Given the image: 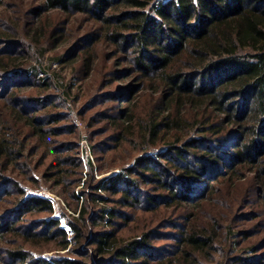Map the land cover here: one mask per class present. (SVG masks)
Returning <instances> with one entry per match:
<instances>
[{
  "label": "trees",
  "instance_id": "1",
  "mask_svg": "<svg viewBox=\"0 0 264 264\" xmlns=\"http://www.w3.org/2000/svg\"><path fill=\"white\" fill-rule=\"evenodd\" d=\"M54 11L68 15L67 21L52 22L49 13ZM26 14L35 21L27 24L26 31L2 32L5 43L23 46L21 37L25 34L30 42H24L26 55L11 49L0 51V81H19L6 85L7 93H0V185L13 182L9 171L32 162L25 153L28 144L41 146L40 142L61 134L58 128L44 125L45 115L23 109L20 99L41 104L46 101L43 110H49L45 112L52 125L65 119L64 114L53 111V107L59 106L52 99L55 95H41L43 91L38 90L57 88L55 77L60 80L61 75H54L49 69L67 59L59 55L47 65L45 54L50 47H36L45 37L49 42L58 39L63 33L61 28L68 26L73 15L87 14L97 22L90 29L94 37L88 33L79 39L83 43L88 40L85 45L78 43L77 52L102 40L108 42L113 47L111 59L122 53L127 56L125 62L132 64L119 80L136 74L141 82L136 90L145 91L148 99L142 101L135 91L128 101L121 99V93H113L120 103L116 113L104 118L115 128L114 137L119 143L130 138L168 143L166 153L140 156L137 164L100 181L98 189L119 194L114 200L116 206L158 213L174 207L179 211L176 217L183 223L172 215L168 217L169 226H181L176 243L170 253L153 256L155 232L149 229L126 237L118 228L116 219L121 211L116 206L100 209L95 225H102L103 229L96 230L90 238L86 206L67 222L68 228L61 225L59 218L50 217L31 230H24L17 224L19 215L12 220L11 214L54 211L49 199L32 195L0 213V240L4 241L6 234L18 237L16 246L3 247V264H89L90 260L92 264H203L214 260L227 246L233 252L236 234L242 232L249 238L250 231L235 232L228 223V201L218 195L223 192L228 197L245 166L255 172L264 187V0H44L26 10ZM95 57L93 51L83 57L87 72L84 77L92 74ZM110 75L113 73L109 72ZM65 87L71 95L72 87ZM27 88L37 92L20 96ZM122 103L126 105L122 107ZM192 131H198L200 136L187 138ZM233 140L231 152L214 147ZM68 143L57 141V145ZM72 150L69 146L68 154L56 153L52 168L57 173L53 178L64 179L70 171L68 164L79 166ZM161 158L166 163L159 161ZM144 180L158 184V194H150L145 200L132 191ZM119 183H124L126 189L116 188ZM203 184L199 192L197 186ZM123 216L129 223L128 216ZM50 246L67 251L56 258L37 257L30 251ZM81 247L88 250L80 252ZM231 252L226 258L237 264L241 257Z\"/></svg>",
  "mask_w": 264,
  "mask_h": 264
},
{
  "label": "rangeland",
  "instance_id": "2",
  "mask_svg": "<svg viewBox=\"0 0 264 264\" xmlns=\"http://www.w3.org/2000/svg\"><path fill=\"white\" fill-rule=\"evenodd\" d=\"M43 1L0 0V51L11 49L13 51L17 50L18 54H27V45L25 46L24 42H30V39L25 38L26 34L25 37H21L23 47L19 45L15 46V44L8 41L5 43L2 39V32L14 30L21 31L22 34V32L26 31L28 23L35 24L34 17H26V10L34 5L41 4ZM49 15L52 22L58 20L67 21L68 19V15L59 11L50 12ZM70 20L71 22L67 27L61 28L63 33L58 39L49 42L48 38L45 37V40L36 47L39 49L45 44L50 47L45 54L47 65L53 63V58L59 55H64L67 59L63 60V63H54L52 69H49L54 75L56 73L61 75L60 80L55 77L57 88L46 90L45 92L44 90H38L39 92L43 91L41 95L50 93L55 95L52 96V99L59 106L53 107V111L64 114L65 119L63 118L64 120L60 123L52 125L48 123V114L45 112L49 110H43L46 101L41 104L24 98L20 99L23 109L34 115H45L46 120L44 119V125L47 128H58L57 132L61 134L52 135L49 140L47 138L45 143L40 142L41 146H33L35 145L34 142L28 144L25 153L30 155L28 159L32 162L28 165L26 163L22 164L20 168H16L13 172L9 171L8 176L13 178V182L0 185V197L2 198L0 200V213H6L15 207L17 201L35 195L49 199L53 204V213L45 211L20 212V214H11L9 218L17 220L19 215L20 218L17 220V224L21 225V228L23 226L24 230H31L39 221L50 217L59 218L61 225L68 228L67 222L77 217L81 213V209L86 206V209L89 210V214L86 217L90 223L88 230V238H90L95 234L96 230L103 229L102 225H98V227L95 225V221L100 217V209L105 206H116L114 200L119 198V194H113L108 189H98L100 181H106L113 175L122 172L126 167L134 165L140 156L158 152L166 153L168 143L159 141L157 144H153L152 142H143L139 138L135 140H131L130 138L128 141L119 143L117 138L114 137L115 128L110 127V123L107 124L108 119L104 118V116L109 117L116 113V107L120 103L119 100L114 99L113 93L117 92L118 95L121 93V99H127L128 101L133 95L132 92L135 91V95L142 96V101L144 99L147 101L146 92H143V90L137 92L136 87L140 86L141 82L138 80L136 74L124 80H119L120 77L126 75V73L122 74V72L132 64L125 62V57L127 56H124L122 53L111 59L113 47L108 42L102 40L94 44V46L85 47L84 49L86 50L82 52H77L76 46L78 43H83L79 39H82L88 33H91V36H93L94 32L90 31V29L97 25V22L91 20L87 14L73 15ZM11 25L15 27H11ZM47 26L49 25L47 24ZM86 40H84V43H87L85 42ZM84 43L83 45H85ZM89 51H93L96 57L92 65V74L89 77H84L87 72L84 70L86 62L83 60V57ZM31 53L36 56V51L33 49ZM109 72L113 73L114 76H108ZM2 79L0 86L4 87L3 90H0L1 94L7 93L5 91L6 85L9 84V87L11 84L19 82L18 79L13 82L4 78ZM20 80L24 81L21 78ZM66 84L72 87L71 95L65 92ZM32 91L31 88H27L19 95L23 97L28 95L27 93L32 95L37 92L32 93ZM43 97V99L47 98L46 96ZM124 105L126 103H122V107ZM193 136H200V134L198 131H192L189 132L187 138ZM34 139L36 138L32 140ZM57 141H69V143L67 146L65 144L57 145ZM234 143L235 140L214 147L221 152H231L233 150L230 149V146ZM69 146L73 149L71 153L75 155V159H77L75 163H78L79 166L68 164L67 167H70V171L64 176V179H59V176L53 178V175L57 173V170L52 168L53 162L57 159L55 155L56 153L66 154ZM159 161L166 163L164 158H161ZM219 171L221 172L222 168ZM234 183L236 187L231 189L229 192L230 196L228 195L227 197L223 192L218 196L228 201V211L230 213L227 217L228 223L233 225L235 232L250 231L248 233L249 238L245 234H240L242 232L236 234L233 237L235 243L233 252L228 251L229 246H227V248H223L225 249L224 252L216 254L214 260L205 261L203 264H233L226 258L230 252L233 253L232 255L241 257V260L237 264H248L250 262L264 264V187L262 188V180L258 181L255 172H251L250 167L245 166L242 174L236 178ZM140 184L138 188L134 187L132 191L133 194L139 196L141 199L145 200L150 194H158L156 191L158 189L157 183L152 181L146 182L144 180ZM126 187L124 183H119L116 186V188L121 190L126 189ZM197 187L200 192L204 184ZM21 189L24 190V193H21ZM10 191L13 195H7ZM158 191L161 192L163 190ZM103 199H108V201H103ZM116 207L121 211L116 221L123 235L130 237L152 229L155 232L154 237L156 239L154 242L156 248L152 250L153 256H162L172 251L179 233L178 228L181 226L178 228L169 226L168 217L172 215L176 221H180L181 224L183 223L182 220L176 217L177 213H179L176 208H163L162 213H158L153 210L145 212L123 205ZM155 213L157 214L156 219ZM124 214L128 216L129 223L124 219ZM132 217L134 220H131ZM145 217L149 219L147 220ZM45 228L46 226H42L40 229L44 230ZM15 239L17 242L18 237L13 234H6L3 239L4 241L0 240V248H2L0 249V264L5 263L4 259L2 261V258L5 257L3 247L8 249L13 248L16 246L14 244ZM26 247L30 246L26 245ZM93 248L94 246L90 247L89 250L92 252ZM32 249L30 251L35 256L43 258H51L52 256L56 258L64 255V252L67 251L53 246ZM85 249L88 250V247H81L79 251L83 252ZM75 255L77 254L75 253ZM89 264H92L91 260Z\"/></svg>",
  "mask_w": 264,
  "mask_h": 264
}]
</instances>
